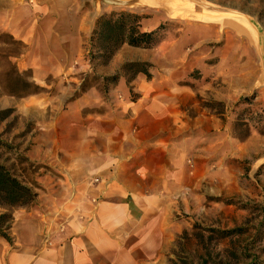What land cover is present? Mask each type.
Returning a JSON list of instances; mask_svg holds the SVG:
<instances>
[{"label": "rangeland", "instance_id": "obj_1", "mask_svg": "<svg viewBox=\"0 0 264 264\" xmlns=\"http://www.w3.org/2000/svg\"><path fill=\"white\" fill-rule=\"evenodd\" d=\"M5 1L16 2L0 0V7ZM22 2L47 8L60 1ZM71 3L80 8L77 16H87L75 65L87 71L49 77L51 87L37 83L31 67L20 68L27 43L0 29V100L7 105L0 108V161L38 192L33 204L11 207L14 216L42 214L44 242L51 244L52 232H65L66 205L43 198L59 191L71 203L77 193L87 197V214L96 212L100 220L93 223L102 229L101 236L94 232L100 247L87 264H264V233L257 229L264 217V83L251 38L221 19L247 18L258 41L264 0ZM121 11L140 14L141 29L159 30L162 40L153 47L124 44L106 61L93 47V30L101 15ZM134 62L151 65H126ZM145 67L150 75L138 71ZM119 72L117 81L105 79ZM67 85L76 90L72 99L87 92L80 107L58 103ZM37 97L59 107H38L27 117L16 106ZM51 113L65 147L85 136L87 189L58 190L55 182L73 179L71 167L60 170L27 154L39 131L36 118ZM77 118L87 124H74ZM59 161L65 165L69 157ZM110 216L120 220L105 221Z\"/></svg>", "mask_w": 264, "mask_h": 264}, {"label": "crops", "instance_id": "obj_2", "mask_svg": "<svg viewBox=\"0 0 264 264\" xmlns=\"http://www.w3.org/2000/svg\"><path fill=\"white\" fill-rule=\"evenodd\" d=\"M15 1L14 4L12 3L13 5L9 6L5 1L4 6L0 7V29L10 31L15 37L27 43V53L18 62L20 68L31 67L37 83L42 86L46 84L48 87H51V84H48L49 77H65L66 75L71 76V73L76 71H87L86 66L84 68L82 66L78 70L75 66L79 59L83 33L87 31L86 14L83 16L76 15L80 9L78 5L74 3L66 5L70 0H59L58 6H47L46 8L45 6L26 4L22 0ZM62 1L67 3L61 4ZM221 19L229 28L237 29L251 38V43L256 49L260 61L257 76L264 83V24H262L263 29L258 34L259 38L256 41L253 29L249 32L247 18L228 15L222 16ZM148 59L155 62L154 58ZM75 91L72 85L64 86L62 92L57 95L60 101L58 103L63 107L66 102L69 109L80 107L87 98V92L72 99ZM2 103L3 100H0V108L7 106ZM59 104L57 102L52 103V100L45 97H37L36 99L28 98L16 106L19 105L20 111L29 117V112L38 107L48 109L50 105L59 107ZM53 115L51 113V118L48 117L43 120L36 118L39 131L33 139L35 145L27 154L32 159L49 163L59 167L60 170H64L66 166L71 167L70 172L73 179L55 182L59 183L56 187L58 190L61 187L65 189H87V143L84 142L85 136L83 140L81 137L72 140L71 148L65 147L57 127L52 129L53 126L59 124V117ZM82 120L81 123L79 122L81 120L77 118V123L74 124H87V118ZM85 130L87 128L84 126L83 131ZM181 130L182 126L178 124L175 132L179 133ZM64 155L69 157V162L65 165L59 161V157ZM262 182L264 184L263 179ZM62 195L63 192L59 193L58 191L56 197H44L43 199H46V202L50 201L51 204H55L57 201L59 204L66 205L64 210L61 209L64 219L67 220L65 232L58 237L52 232L50 235L51 244H45L44 232L48 224L44 216L36 212H17L11 229L14 244H10L6 238L0 235V264H87L92 261L93 254L99 251L98 246L100 247V244L95 243L97 239H94L93 235L96 232L101 236L99 232L102 230L98 224L93 222L100 220V218L97 217L96 212L87 214V197H82L76 193L70 199L71 203H68L65 202L66 198L61 197ZM77 204L82 209V214L75 207ZM108 220L118 221L120 218L110 216L105 219V221Z\"/></svg>", "mask_w": 264, "mask_h": 264}, {"label": "trees", "instance_id": "obj_3", "mask_svg": "<svg viewBox=\"0 0 264 264\" xmlns=\"http://www.w3.org/2000/svg\"><path fill=\"white\" fill-rule=\"evenodd\" d=\"M142 18L140 14L126 11L101 15L93 30L91 38V42L95 43L93 47H97L101 57L109 61L124 44L135 47H153L157 45L162 40L157 37L159 30H142L140 25ZM92 58L95 57L92 56ZM126 65L147 66L151 64L134 62ZM138 71L150 75L147 67L139 68ZM120 76L119 72L113 76H107L105 79H112L115 82ZM36 87L39 88V86ZM37 197L38 192L36 190L24 183L11 172L5 163L0 161V207L4 208V211H0V235L6 238L10 244H14L11 229L15 220L14 213L10 208L33 204ZM257 229L260 234L264 233V217L257 225Z\"/></svg>", "mask_w": 264, "mask_h": 264}]
</instances>
